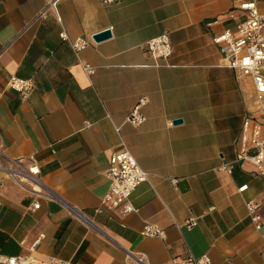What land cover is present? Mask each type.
<instances>
[{
	"label": "crops",
	"instance_id": "0c3cea01",
	"mask_svg": "<svg viewBox=\"0 0 264 264\" xmlns=\"http://www.w3.org/2000/svg\"><path fill=\"white\" fill-rule=\"evenodd\" d=\"M46 1L0 0V146L25 164L33 156L58 198L36 197L0 174V257L172 264L176 255L206 254L210 264H264V208L260 231L245 208L264 199V184L251 163L236 159L249 82L213 42L243 17L229 16L232 0H58L39 16ZM62 28L71 39L111 30L80 53L93 73L60 38ZM164 32L172 53L155 61L145 42ZM12 74L32 78L28 97L8 87ZM142 96L145 121L134 126L126 117ZM122 144L149 173L124 214L102 203L110 155ZM188 217L197 220L192 228ZM146 225L164 235H141Z\"/></svg>",
	"mask_w": 264,
	"mask_h": 264
},
{
	"label": "built area",
	"instance_id": "2783aa9c",
	"mask_svg": "<svg viewBox=\"0 0 264 264\" xmlns=\"http://www.w3.org/2000/svg\"><path fill=\"white\" fill-rule=\"evenodd\" d=\"M104 4H113L118 0H100ZM58 0H47L40 15L46 11H55ZM243 14L235 28H225L213 37V42L222 44L224 48L223 59L228 68L233 69L238 78L247 79L249 82V94L252 105L242 122L241 132L237 140L236 159L247 161L254 167L255 172L261 177L264 184V0H232L229 16L234 17V11ZM59 36L67 41L83 70L91 74L95 67L82 63L81 51L93 41L86 37L71 39L61 29ZM146 50L155 60H167L172 53V45L168 33L158 34L145 42ZM8 87L16 91L21 97L29 96L34 88L32 78L19 77L12 74L8 79ZM146 96L138 99L126 117V122L138 126L145 121V116L140 112L142 106L147 103ZM221 168L231 171L232 165L222 164ZM109 179L108 190L102 198V203L109 210H116L124 214L132 212L134 207L130 202V196L135 188L148 180L149 173L142 169L135 157L122 144L121 149L113 152L109 158V166L106 170ZM0 174L12 179L18 186L36 197L58 198L41 180L40 168L33 156L27 158H12L6 155L0 146ZM1 185V183H0ZM247 184L238 187L243 191ZM68 212L75 218L88 222L83 212L62 201ZM39 202L34 201L32 208L39 207ZM247 214L256 230L260 231L263 217L261 209L264 208V199L261 201L247 200L245 202ZM197 224L195 217L184 220L187 228ZM141 235L147 237H162L164 231L155 225H146L141 230ZM264 240V232L261 233ZM172 264H210V257L206 254L195 257L176 255L171 258ZM0 264H74L70 261L57 258L38 259L30 256H3ZM134 264H145L141 256L134 258Z\"/></svg>",
	"mask_w": 264,
	"mask_h": 264
},
{
	"label": "water",
	"instance_id": "95a60500",
	"mask_svg": "<svg viewBox=\"0 0 264 264\" xmlns=\"http://www.w3.org/2000/svg\"><path fill=\"white\" fill-rule=\"evenodd\" d=\"M111 35H112L111 30L109 28H106L104 30H101V31H98V32L92 34L91 38L95 42H99V41H102V40H105V39L111 37ZM180 121H181V119L177 118L174 120V123H178Z\"/></svg>",
	"mask_w": 264,
	"mask_h": 264
}]
</instances>
